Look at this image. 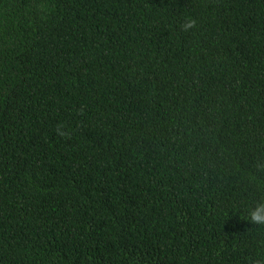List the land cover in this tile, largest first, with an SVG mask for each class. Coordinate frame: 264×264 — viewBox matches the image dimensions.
I'll list each match as a JSON object with an SVG mask.
<instances>
[{"label":"trees","instance_id":"obj_1","mask_svg":"<svg viewBox=\"0 0 264 264\" xmlns=\"http://www.w3.org/2000/svg\"><path fill=\"white\" fill-rule=\"evenodd\" d=\"M257 202L264 0H0V264H264Z\"/></svg>","mask_w":264,"mask_h":264},{"label":"clouds","instance_id":"obj_2","mask_svg":"<svg viewBox=\"0 0 264 264\" xmlns=\"http://www.w3.org/2000/svg\"><path fill=\"white\" fill-rule=\"evenodd\" d=\"M196 26L194 19H188L183 24L184 31H188ZM250 222L256 225H264V202H257L254 210L249 212Z\"/></svg>","mask_w":264,"mask_h":264}]
</instances>
